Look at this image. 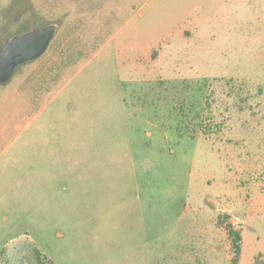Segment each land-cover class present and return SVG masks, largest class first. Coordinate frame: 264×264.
<instances>
[{"label": "rangeland", "instance_id": "rangeland-1", "mask_svg": "<svg viewBox=\"0 0 264 264\" xmlns=\"http://www.w3.org/2000/svg\"><path fill=\"white\" fill-rule=\"evenodd\" d=\"M0 264H264V0H0Z\"/></svg>", "mask_w": 264, "mask_h": 264}, {"label": "water", "instance_id": "water-1", "mask_svg": "<svg viewBox=\"0 0 264 264\" xmlns=\"http://www.w3.org/2000/svg\"><path fill=\"white\" fill-rule=\"evenodd\" d=\"M58 29L51 23L6 40L0 51V83L8 82L21 64L43 55Z\"/></svg>", "mask_w": 264, "mask_h": 264}, {"label": "trees", "instance_id": "trees-1", "mask_svg": "<svg viewBox=\"0 0 264 264\" xmlns=\"http://www.w3.org/2000/svg\"><path fill=\"white\" fill-rule=\"evenodd\" d=\"M226 229H227L229 238L231 239V242H232V251H233L232 264H239V258L242 252L241 231L236 229L233 223L231 222L227 224ZM34 252H35L37 264H56L48 256L42 253L40 250L37 249Z\"/></svg>", "mask_w": 264, "mask_h": 264}, {"label": "flooded vegetation", "instance_id": "flooded-vegetation-1", "mask_svg": "<svg viewBox=\"0 0 264 264\" xmlns=\"http://www.w3.org/2000/svg\"><path fill=\"white\" fill-rule=\"evenodd\" d=\"M32 29H30V31H31ZM27 32V31H26ZM26 32H24V33H26ZM21 34H23V33H21ZM16 35H20V34H16ZM16 35H13V36H11V37H9V38H7V39H5L4 41H3V43L1 44V47H0V51H1V49H2V46L4 45V43L6 42V40H8V39H10V38H12V37H14V36H16ZM28 62H30V61H28ZM25 63H27V62H25ZM25 63H23V64H21V65H24ZM20 65V66H21ZM18 69V68H17ZM16 69V70H17ZM6 83V82H5ZM0 84H3V83H0Z\"/></svg>", "mask_w": 264, "mask_h": 264}]
</instances>
